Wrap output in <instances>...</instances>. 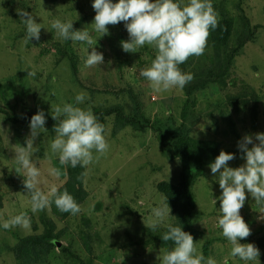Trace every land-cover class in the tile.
Instances as JSON below:
<instances>
[{
    "label": "rangeland",
    "instance_id": "rangeland-1",
    "mask_svg": "<svg viewBox=\"0 0 264 264\" xmlns=\"http://www.w3.org/2000/svg\"><path fill=\"white\" fill-rule=\"evenodd\" d=\"M239 1L211 0L217 18L219 8L225 7L228 16L233 19L230 46L236 43L235 35L241 28L236 8ZM93 2L0 0V108L9 113L16 112L22 117L27 106L35 107L37 112L43 110L47 116L51 114L52 105L71 103L75 107L91 109L93 114L94 107H116L122 108L126 115H134L137 104H140L150 124L145 130L127 125L115 132L116 112L108 116L104 136L109 150L86 169L84 185L89 194L79 205L80 212L62 218L52 213L51 206L35 214L31 212L30 195L22 183L24 178L14 170V146L26 147L30 124L26 127L11 124L1 114L0 264H24L16 259L13 247L22 237L42 234L50 226L46 223L50 220L55 223L54 232L63 234L59 244L46 256L45 262L37 264H158L157 256L167 250L159 245H144L149 233L143 220L148 221L153 207L168 201L157 190V183L166 180L178 185L181 182L180 161L171 159L163 147L164 141H169L172 130L184 124L190 129L191 136L213 139L224 148L237 151H240L238 142L245 135L264 132V0H241L251 26H261L255 38L234 58L228 85L222 89L218 85H210L191 95L184 88L155 92L140 73L151 66L157 54L156 49L145 45L137 49L136 53L124 52L121 41L129 39L124 22L108 25L110 34L101 37L91 26L96 15ZM117 2L113 0V3ZM181 2L186 5L189 0ZM17 8L28 11L41 24L39 41L33 38L26 44L23 42L27 34L26 26L20 20ZM55 19L73 21L75 30L87 28L97 43V51L104 54L105 62L95 67H85L84 61L91 49L82 42H62L51 27ZM111 43L123 52L126 59L131 60L123 69L116 63ZM211 46L213 43L208 41L203 55L212 54ZM63 47H66L69 55L60 52ZM69 56L78 65L79 78L73 74ZM27 71H34L35 76H28ZM80 92L86 93V98L83 103L77 104L75 97ZM229 95L237 96L236 105L228 101ZM254 107L257 111L256 120L252 118ZM222 111L229 112L235 120V132L223 120ZM214 116L218 118V130L215 129ZM45 129L34 142L35 150L31 159L41 170L38 187L47 192L51 185L59 189L64 183L63 176L68 166L60 165L58 156L51 154L49 145L56 135L54 128L45 126ZM161 133H165L167 139H162ZM22 138L25 140L21 141ZM96 155L98 153L93 150V156ZM245 163L239 155L229 161V166L238 168ZM50 167L60 168L61 176H50L47 171ZM193 192L196 198L194 223L200 232L196 241L198 252L205 259L212 257L217 264H225V261L227 264H245L230 256L231 245L222 236V229L218 226L222 216L218 197L222 190L209 166L194 184ZM245 192L246 201L240 214L249 225L251 235L240 243L257 246L259 238H264V220L259 219L262 214L254 198L247 189ZM21 212L27 213L29 227H2L4 221ZM176 220L169 203V216L154 232L165 230L167 225L175 224ZM86 238L91 241L92 251L87 248ZM63 245H68L71 253L64 252L61 249ZM262 257L260 254V264H264Z\"/></svg>",
    "mask_w": 264,
    "mask_h": 264
},
{
    "label": "clouds",
    "instance_id": "clouds-1",
    "mask_svg": "<svg viewBox=\"0 0 264 264\" xmlns=\"http://www.w3.org/2000/svg\"><path fill=\"white\" fill-rule=\"evenodd\" d=\"M92 7L96 15L91 26L101 37L110 34L108 25L115 26L124 22L129 34L128 40L121 41L124 52L136 53L137 49L145 45L156 49L157 54L151 66L142 69L140 74L157 93L173 88L183 89L193 79L190 73H183L179 65L192 56L203 55L211 30L218 27L217 14L211 0H189L183 6L174 0H118L117 3H113V0H94ZM16 11L26 26L27 34L23 42L26 44L33 38L39 41L41 24L23 8H17ZM51 27L62 42L71 40L89 46L91 52L88 51L84 61L85 67H95L105 62L104 54L97 51V43L87 28L75 30L73 21L62 22L60 19L53 20ZM27 72L28 76H35L34 71ZM85 98L86 93L80 92L75 100L77 104H81ZM51 115L57 123L54 126L56 135L50 141L49 147L51 154L58 156L60 165H70L72 168L79 165L87 169L90 164L107 154L109 144L104 136V125L97 121L91 109L85 110L65 103L63 106L52 105ZM45 124L46 116L43 110L32 116L26 147L14 146L15 173L24 178L22 183L30 195V210L33 214L45 210L54 202L61 212L76 215L80 212V206L67 190L59 193L54 184L47 192L38 187L41 183V170L33 163L31 155L35 150L34 142L46 130ZM238 148L241 159L246 161L244 165L238 168L230 167L229 161L235 159V154L224 150L209 164L211 173L222 190L218 197L222 213L218 226L222 229V236L231 245V257L238 258L245 264H260L259 248L252 243H240L251 235V229L240 211L246 201L247 189L254 198L255 205L260 208L262 215L259 219L264 220V132L245 135L238 142ZM93 150L98 153L95 157ZM47 171L54 178L61 176L60 168L50 167ZM81 175L86 177L87 172ZM214 203L216 204V200ZM168 216L169 203L161 202L159 206L151 209L148 221L144 219L143 222L148 229L155 231ZM29 224L27 213L21 212L4 221L2 227L27 228ZM161 238L164 242H173L174 248L163 254L160 252L157 256L158 264H217L212 257L205 259L203 254L198 252L193 236L179 226L167 225V231Z\"/></svg>",
    "mask_w": 264,
    "mask_h": 264
},
{
    "label": "trees",
    "instance_id": "trees-1",
    "mask_svg": "<svg viewBox=\"0 0 264 264\" xmlns=\"http://www.w3.org/2000/svg\"><path fill=\"white\" fill-rule=\"evenodd\" d=\"M174 2L180 3L181 0H174ZM236 8L239 11L240 29L237 30L234 46H230L231 36L233 33V19L227 14L225 7L219 8L218 27L215 30H211V34L208 38L210 43H213L212 54L209 56H192L185 63L179 65L180 70L183 73H190L193 79L189 85H185L184 89L188 95L193 94L198 90H204L210 85H218L221 89L228 85L227 80L230 76V69L232 62L236 56L241 52V49L255 37L257 29L261 26L259 24L251 26L250 18L248 17L245 8L242 7L241 0L237 4ZM79 22L76 23V25ZM75 25V26H76ZM75 28V27H74ZM112 50L116 59V63L120 69L131 63L130 59H126L123 52L111 43ZM63 55H69L66 47L60 49ZM70 67L73 70V74L79 78L78 65L72 56H69ZM83 84V83H82ZM84 85V84H83ZM132 92V91H130ZM228 101L232 105H236L237 96L229 95ZM245 102V101H243ZM25 106H27L25 104ZM187 107V106H186ZM95 116L97 121L104 125L106 130L107 118L114 112H116L115 132L119 128H124L127 125L145 130L149 124L150 119L147 118L141 111L140 104H137L134 115H126L122 108L109 107L100 108L94 107ZM3 114L7 122L11 124H19L20 127H26L30 124L33 115L37 114L36 108L26 107L22 117L17 115L16 112L9 113L7 110L0 108V116ZM257 111L253 108L252 118L257 119ZM221 116L225 123L229 125L232 131L235 130V120L232 118L229 112L222 111ZM63 118V117H62ZM215 129L218 130V118L213 117ZM143 120V121H141ZM57 121L52 119V115L46 116L45 126H54ZM20 130V129H19ZM190 129L186 128L184 124L176 127L172 130L169 141H164L163 147L167 155L172 159H178L181 164V182L176 185L166 180H162L157 183V190L162 193L176 214V223L172 226H179L185 232L190 233L194 241L199 238V230L194 223V212L196 209V198L193 192V186L196 181L202 177L206 168L210 163L215 161V158L220 154L221 150L228 153H234L235 158L241 155L240 151L234 149L224 148L220 142L213 139H201L190 135ZM162 139H167L165 133H161ZM22 138L21 141H24ZM41 154V153H40ZM86 169L81 168L79 165L76 168H72L70 165L67 168L64 183L59 187L58 192L63 193L67 190L70 195L73 196L75 201L80 205L88 196V191L84 185V178L82 173ZM52 213L62 218H67L71 213L61 212L57 209L55 203L50 204ZM50 226L45 229L42 234L29 235L19 239L18 243L13 247L15 257L18 261L24 264H37L38 262H45V258L49 255L57 244L60 242V238L63 232H54L55 223L50 220ZM149 236L144 240L145 246L159 245L170 251L174 248V243L171 241L164 242L161 238L167 228L161 232H154L150 228L148 229ZM86 235L87 231L84 232ZM87 248L92 251L91 241L86 238ZM208 244H206L207 248ZM257 247L260 250V254L264 256V238L260 237ZM61 249L64 252L71 253V249L68 245H63ZM264 260V257H262Z\"/></svg>",
    "mask_w": 264,
    "mask_h": 264
},
{
    "label": "water",
    "instance_id": "water-1",
    "mask_svg": "<svg viewBox=\"0 0 264 264\" xmlns=\"http://www.w3.org/2000/svg\"><path fill=\"white\" fill-rule=\"evenodd\" d=\"M59 244V243H58Z\"/></svg>",
    "mask_w": 264,
    "mask_h": 264
}]
</instances>
